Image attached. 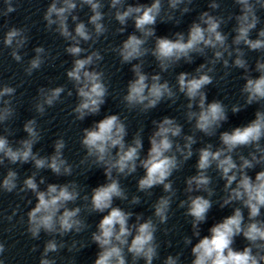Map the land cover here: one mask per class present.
I'll return each mask as SVG.
<instances>
[{
    "label": "clouds",
    "instance_id": "obj_1",
    "mask_svg": "<svg viewBox=\"0 0 264 264\" xmlns=\"http://www.w3.org/2000/svg\"><path fill=\"white\" fill-rule=\"evenodd\" d=\"M4 3L7 8L0 15L7 16L16 11L10 0H4ZM191 3L192 0H167L165 8L164 0H151L149 4L135 5L127 4L126 0H109V9L114 10L112 17L120 25L116 31L124 33L129 20L133 22L135 29L118 47L111 49L118 54L122 64H131L134 78L128 81L126 94L122 97L125 107L147 112L156 108L162 100L175 103L178 93L183 94L188 101L185 117L192 124L193 134H183V126L173 117L153 120L154 128L148 136L150 147L145 153L142 129L127 142V126L118 114L107 115L92 127L83 129L80 144L86 149V155L80 163L84 164L88 158H93V164L103 167L107 180V183L92 189L90 198L88 195L82 197L84 201H88L85 208L89 212L107 213L96 226L97 230L91 234L92 242L99 248L94 264H138L141 260L144 264H153L159 258L160 245L156 232L159 225L167 223L171 204L176 196L170 177L193 157V145L197 143L196 132L208 137L216 136L228 120L227 106L218 99L208 102L204 91L214 81L213 74L217 64H222L224 69L238 68L244 72L242 79L245 83L240 89L244 104L232 105L233 114L240 112L245 106L259 104L261 107L255 111V118L246 125L219 131L218 145L206 143L196 150V172L186 178V199L180 200L178 205L186 208L185 216L192 218V235L200 237L199 225L206 222L213 206L211 197L215 195V189L210 186L213 178L209 175V170L215 171L219 179L224 181V195L217 201L219 207L223 209L238 206L233 207L231 215L215 223L208 230L209 235L203 236L194 244L191 248L194 257L191 264H264V218H261L264 215V55L256 60L254 66L258 76H252L244 51L246 48L264 54V27L257 31V26L262 23L257 13L264 10V0H233L239 13L227 18L212 14L220 8V3L210 0L208 7L212 11L201 12L189 25L187 34L175 32L174 38L156 35L158 18L161 22L173 21L175 11L179 10L181 15L189 13L191 8L188 5ZM181 5L184 6L180 7ZM85 6L91 13L87 23L74 14L77 9ZM104 6L102 0H51L43 14L46 29L69 42L64 51L73 60L71 67L66 70V76L78 97V103L72 109L76 120L82 121L86 116L98 114L108 95L105 73L98 70V62L103 60V56L99 50L89 51L108 32V27L103 22L106 15L102 11ZM69 19L74 24L71 30ZM232 20L235 21L231 30L234 35L229 43V34L221 28ZM27 31V28L10 27L3 35L4 47L12 49L10 55L18 63L23 59L20 50L29 40ZM254 31L256 38H252ZM149 38H155L152 48L145 47ZM82 42L88 44V48L82 47ZM209 51L212 53L211 58L201 63L195 69V74L180 72L177 75L175 89L167 80L162 81L159 73L150 75L143 71V58L149 54L155 58L160 71L166 72L181 60L193 63L194 54L207 57ZM34 52L35 56L24 69L29 76L34 70L40 69L50 55L43 46L36 47ZM134 61L138 62L133 63ZM228 75L229 72L225 71L220 79L223 80ZM65 91L63 85L40 88L35 111L42 116L46 111L45 106H54ZM15 92V87L7 84L0 86V124L15 115ZM72 94L71 90L67 91L68 96ZM23 131L27 133V137L16 141L15 146L8 139V135L12 133L7 128L5 132L8 135H0V165H4L5 161L9 164L31 162L37 171L26 177L18 189V173L9 168L0 179V190L11 193L18 189L19 192L30 191L34 195L36 202L27 212L26 228L32 239H39L41 232L61 237L70 232H82L88 225L81 218V207H69L81 198L78 185L75 182L50 183L46 190H40V185L45 180L43 177L39 183L36 180L37 172L45 168L57 176L72 174V165L63 156L66 147L64 139L54 142V153L51 156H40L33 151L34 145L41 139L36 119L27 120ZM242 149H248L246 155ZM257 166H260V170L253 178L249 172ZM138 169H143L144 173L137 180L138 191L151 195V189L162 186L165 193L152 205L153 214L148 218L125 211L113 203L117 199L128 200L119 177L133 175ZM129 203L139 204L140 197L132 196ZM134 215L135 222L130 223ZM7 219L11 220L12 216ZM241 236L247 244L242 250H237L233 244L235 238ZM183 242L189 245L192 244V239L185 236ZM64 247L63 241L58 243L54 238L47 240L39 264H56V260L50 259L49 254L57 253ZM74 249L79 250L75 240L68 247L69 251ZM4 252L5 245L0 243V255ZM0 264H3L2 260ZM163 264H180V254L168 255Z\"/></svg>",
    "mask_w": 264,
    "mask_h": 264
}]
</instances>
